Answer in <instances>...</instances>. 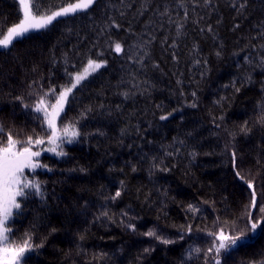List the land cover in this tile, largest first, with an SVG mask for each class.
I'll return each mask as SVG.
<instances>
[{"label":"trees","instance_id":"1","mask_svg":"<svg viewBox=\"0 0 264 264\" xmlns=\"http://www.w3.org/2000/svg\"><path fill=\"white\" fill-rule=\"evenodd\" d=\"M22 9L0 0V38ZM90 59L102 67L58 119L80 135L58 156L34 109L51 113ZM0 128V147L44 139L31 148L47 168L24 170L43 195L25 189L5 224L13 247L30 237L19 264H264V0H95L57 16L0 47Z\"/></svg>","mask_w":264,"mask_h":264},{"label":"snow or ice","instance_id":"2","mask_svg":"<svg viewBox=\"0 0 264 264\" xmlns=\"http://www.w3.org/2000/svg\"><path fill=\"white\" fill-rule=\"evenodd\" d=\"M93 3H95V0H77L76 3L68 4L60 11L53 12L51 15H45L43 13L33 15L30 5L25 3V0H21V4L25 9L23 18L18 24L10 27L7 30V34L3 35V38H0V47L8 48L13 43L14 39L23 37L30 30L44 28L57 16L75 13L77 10H85ZM38 11L37 9V12ZM114 50L120 52L122 50L121 45L117 43ZM100 67H102L101 63H97L90 59L82 72H78L74 75L70 74L72 76L70 86L64 87L63 91L59 94H55V89H52V93L55 94V103L51 105V113L48 111V104L45 103L44 99H41L39 104L35 106L34 110L43 113L48 129L51 130L48 141L54 146L47 149V151L54 152L58 156H64L66 153L62 149L57 151V148H60V144H58L57 141L61 143H72L73 138L80 135L79 131L71 124H65L62 129L58 130L56 118L63 110V105L67 102V98L69 94L72 93V90L75 89L82 80L86 79L88 75ZM25 107H28V105H25ZM0 134H3L2 128H0ZM61 137H65L66 140H61ZM42 143H44L43 138L33 140L32 137H28L26 141L21 142L14 140L9 134L6 137V143L0 147V264H19L23 253L29 248L28 240H30V237L26 239L22 245L13 247L9 241V236L7 234L8 229L5 227V224L13 215V210L21 208V204L17 201V198H27L28 193L25 192V189H32L35 195H40L41 197L43 195L41 182L28 180L24 177L25 169H30L34 172L38 167L47 168V165H41L34 159L40 155V152L32 151L31 148L33 144L39 145ZM18 144L22 145L19 149L17 148ZM237 175L239 176V173H237ZM240 178L244 179L243 177ZM248 184L249 187H251V182H248ZM115 196L119 197L120 192H116ZM189 207L193 211H196L191 205ZM260 211L264 212V208H261ZM104 215H107V213H104ZM257 226L258 223H252L251 230L254 232ZM129 227L134 229V225H129ZM145 235L156 237V239L161 240L165 244L172 243V241L157 236L154 231H149L145 233ZM220 238L222 240L227 239V237L223 236L222 232ZM244 242V240H240L241 245L244 244ZM231 243L234 247L237 246L236 239H233ZM225 247L226 244L221 242L219 248H217V252H219V249ZM145 251H148V249H145ZM196 251H199V249ZM216 264H219V261H217Z\"/></svg>","mask_w":264,"mask_h":264},{"label":"bare ground","instance_id":"3","mask_svg":"<svg viewBox=\"0 0 264 264\" xmlns=\"http://www.w3.org/2000/svg\"><path fill=\"white\" fill-rule=\"evenodd\" d=\"M7 26L16 23V19L15 18H11L8 22H6ZM232 171L235 175V177L237 179H240L241 181L245 180L248 177V174L246 172V169L244 168V166H242L239 163L234 164V166L232 167ZM237 173H239V176L237 175ZM240 177H243L244 179H241Z\"/></svg>","mask_w":264,"mask_h":264},{"label":"rangeland","instance_id":"4","mask_svg":"<svg viewBox=\"0 0 264 264\" xmlns=\"http://www.w3.org/2000/svg\"><path fill=\"white\" fill-rule=\"evenodd\" d=\"M19 2H21V0H19ZM25 3H27V4H29V0H25ZM22 5V4H21ZM22 7H23V5H22ZM22 11H23V14H24V11H25V9H24V7H23V9H22ZM66 106V103H64V105H63V109H64V107ZM63 111V110H62ZM62 111L59 113V116L61 115V113H62ZM51 112H52V110H51ZM59 116L56 118V126H57V129H58V119H59ZM49 143V146H48V148L47 149H49V148H51L52 146H53V144H51L50 142H48ZM255 232H256V229H255ZM254 232V233H255ZM223 233V232H222ZM221 234V233H220ZM220 234H219V236H220ZM227 234L226 233H223V236L224 237H227L226 236ZM222 240V239H221ZM229 247H232L233 245L232 244H230V245H228ZM227 246V247H228Z\"/></svg>","mask_w":264,"mask_h":264}]
</instances>
